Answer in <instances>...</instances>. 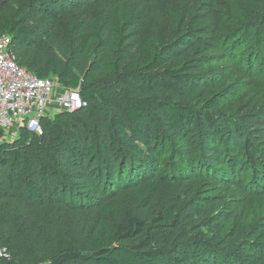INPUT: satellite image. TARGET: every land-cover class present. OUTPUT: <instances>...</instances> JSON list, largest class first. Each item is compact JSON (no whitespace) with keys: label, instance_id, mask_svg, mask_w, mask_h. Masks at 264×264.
I'll list each match as a JSON object with an SVG mask.
<instances>
[{"label":"trees","instance_id":"16d2710c","mask_svg":"<svg viewBox=\"0 0 264 264\" xmlns=\"http://www.w3.org/2000/svg\"><path fill=\"white\" fill-rule=\"evenodd\" d=\"M156 1L0 0V37H10L17 63L57 76L86 103L43 116L40 131L22 127L11 142L0 129V264H173L139 214L159 189L144 156L157 142L205 147L221 113L204 85L210 25ZM242 121L264 140V110ZM245 143L260 166V147ZM53 200L98 209L88 243L75 230L55 232L53 214H26Z\"/></svg>","mask_w":264,"mask_h":264},{"label":"rangeland","instance_id":"374dc122","mask_svg":"<svg viewBox=\"0 0 264 264\" xmlns=\"http://www.w3.org/2000/svg\"><path fill=\"white\" fill-rule=\"evenodd\" d=\"M154 5L174 10L184 22L196 15L210 25L213 50L204 65L209 73L204 85L222 115L217 114L205 147L191 142L189 152L181 143L157 142L154 156L145 154L159 185L139 210L152 247L165 249L173 264H264V140L239 122L264 110V0H158ZM248 139L260 147V166L245 154ZM112 193L116 203H124ZM76 205L53 200L25 211L31 217L53 214L55 232L75 230L88 243L98 209Z\"/></svg>","mask_w":264,"mask_h":264},{"label":"built area","instance_id":"2783aa9c","mask_svg":"<svg viewBox=\"0 0 264 264\" xmlns=\"http://www.w3.org/2000/svg\"><path fill=\"white\" fill-rule=\"evenodd\" d=\"M10 37H0V129L11 142L20 128L40 131V119L61 110L73 111L83 105L78 89L63 87L57 76L38 77L16 61L9 47ZM0 256L5 251L0 249Z\"/></svg>","mask_w":264,"mask_h":264},{"label":"water","instance_id":"95a60500","mask_svg":"<svg viewBox=\"0 0 264 264\" xmlns=\"http://www.w3.org/2000/svg\"><path fill=\"white\" fill-rule=\"evenodd\" d=\"M60 112H69L68 110H61Z\"/></svg>","mask_w":264,"mask_h":264}]
</instances>
